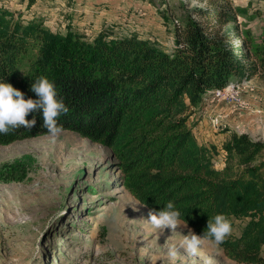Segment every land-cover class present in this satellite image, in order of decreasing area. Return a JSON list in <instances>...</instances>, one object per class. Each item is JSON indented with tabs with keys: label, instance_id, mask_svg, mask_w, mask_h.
<instances>
[{
	"label": "trees",
	"instance_id": "obj_1",
	"mask_svg": "<svg viewBox=\"0 0 264 264\" xmlns=\"http://www.w3.org/2000/svg\"><path fill=\"white\" fill-rule=\"evenodd\" d=\"M194 11L201 18L188 13L166 49L137 34L105 30L88 40L1 7L0 82L38 99L31 85L47 77L69 109L58 123L111 148L124 185L141 204L159 211L174 202L179 220L197 235L217 214L245 218L241 233L220 247L237 263L264 264V141L233 133L217 168L215 148L200 144L189 124L205 93L250 77L256 48L240 32L241 7L214 0ZM256 56L264 68V47ZM33 117L32 129L0 134V144L48 134L42 111L27 119ZM27 158L1 164L0 181H23Z\"/></svg>",
	"mask_w": 264,
	"mask_h": 264
},
{
	"label": "rangeland",
	"instance_id": "obj_2",
	"mask_svg": "<svg viewBox=\"0 0 264 264\" xmlns=\"http://www.w3.org/2000/svg\"><path fill=\"white\" fill-rule=\"evenodd\" d=\"M212 1L0 0V8L54 31L71 28L88 40L105 30L118 37L137 34L171 49L175 25L188 13L201 18L194 8ZM226 2L243 9L238 25L251 50L256 48L251 56L256 68L248 79L234 80L237 93L209 92L189 117L198 142L215 148L217 168L225 164L223 145L233 133L264 141V68L256 56L264 47V0H219ZM24 155L26 178L0 181V264H240L207 240L196 255L189 254L185 236L193 231L182 220L174 232L155 228L148 221L151 209L124 185L111 148L71 130L55 142L44 134L0 144V166ZM228 219L229 237L238 236L246 219Z\"/></svg>",
	"mask_w": 264,
	"mask_h": 264
},
{
	"label": "clouds",
	"instance_id": "obj_3",
	"mask_svg": "<svg viewBox=\"0 0 264 264\" xmlns=\"http://www.w3.org/2000/svg\"><path fill=\"white\" fill-rule=\"evenodd\" d=\"M32 92L38 99L25 98V94L15 88L11 83L0 82V134L7 135L10 131L23 127L32 129L37 120L33 117L27 119L33 112L42 111L43 125L53 142L63 133V125L58 123V117L66 115L69 111L62 99L57 98L55 84L47 77L41 76L31 85ZM181 213L176 209L174 202L169 201L159 211L153 209L149 212V222L157 229L171 228L174 232L179 225ZM232 232L231 221L224 214L210 217L207 227L202 235L194 232L185 236L186 251L196 255L198 247L203 241H212L219 246L225 242ZM175 255V250L170 249Z\"/></svg>",
	"mask_w": 264,
	"mask_h": 264
},
{
	"label": "built area",
	"instance_id": "obj_4",
	"mask_svg": "<svg viewBox=\"0 0 264 264\" xmlns=\"http://www.w3.org/2000/svg\"><path fill=\"white\" fill-rule=\"evenodd\" d=\"M238 87H239V84L238 83H230L228 84L227 86L223 87V88H220V89H215V90H212V91H208V93L212 92L213 95L215 96H222L225 94L226 91H232V92H235L237 93L238 92Z\"/></svg>",
	"mask_w": 264,
	"mask_h": 264
},
{
	"label": "crops",
	"instance_id": "obj_5",
	"mask_svg": "<svg viewBox=\"0 0 264 264\" xmlns=\"http://www.w3.org/2000/svg\"><path fill=\"white\" fill-rule=\"evenodd\" d=\"M207 93H208V92H207ZM207 93H205V95H206ZM205 95L203 96V99H204ZM192 128H193V132H194V134H195V136H196V138H197V135H196V133H195V130H196L195 128H196V127L192 126ZM197 140H198V139H197ZM199 143H200V142H199ZM200 144H202V143H200ZM221 167H222V165H221Z\"/></svg>",
	"mask_w": 264,
	"mask_h": 264
}]
</instances>
